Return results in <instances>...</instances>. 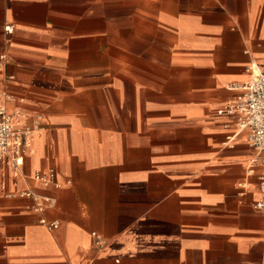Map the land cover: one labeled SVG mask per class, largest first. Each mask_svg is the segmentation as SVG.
<instances>
[{"label": "crops", "instance_id": "0c3cea01", "mask_svg": "<svg viewBox=\"0 0 264 264\" xmlns=\"http://www.w3.org/2000/svg\"><path fill=\"white\" fill-rule=\"evenodd\" d=\"M2 51L40 128L25 176L0 166V264H264L255 152L222 110L264 67V0H0ZM27 188L55 204L5 195Z\"/></svg>", "mask_w": 264, "mask_h": 264}, {"label": "built area", "instance_id": "2783aa9c", "mask_svg": "<svg viewBox=\"0 0 264 264\" xmlns=\"http://www.w3.org/2000/svg\"><path fill=\"white\" fill-rule=\"evenodd\" d=\"M4 32H12L13 26L4 24ZM8 59V53H0V64L4 66ZM248 78L241 82L231 84L235 90L234 95L229 98L222 110L234 114L235 131L227 135V140L232 139L238 132H247V141L254 150V155L249 160L248 172L253 167L258 171V197L253 202V207L264 212V67L251 60L248 65ZM12 75H7L6 80H11ZM3 83V82H2ZM14 100L13 95L6 88L0 90V166H9L14 176H25L23 170L24 158L30 151L34 134L39 130L40 116L36 115L32 121H28L26 114L19 107H11ZM31 177L43 186L60 187L54 167L32 172ZM8 197H29L32 200V209L42 213L46 208L52 207L55 196L40 193L32 189L10 191L5 193ZM39 222L48 228L58 226L57 220H48L44 216L39 217ZM93 234H95L93 232ZM96 242L102 244L103 240L97 238Z\"/></svg>", "mask_w": 264, "mask_h": 264}]
</instances>
